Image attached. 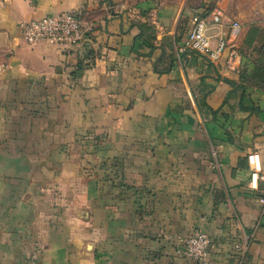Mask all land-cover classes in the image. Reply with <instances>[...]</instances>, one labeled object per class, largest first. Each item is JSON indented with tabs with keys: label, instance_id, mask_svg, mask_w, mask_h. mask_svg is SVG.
I'll use <instances>...</instances> for the list:
<instances>
[{
	"label": "crops",
	"instance_id": "obj_1",
	"mask_svg": "<svg viewBox=\"0 0 264 264\" xmlns=\"http://www.w3.org/2000/svg\"><path fill=\"white\" fill-rule=\"evenodd\" d=\"M216 12L213 46L250 57L264 0H0V264H198L175 252L200 233L215 264L238 243L264 264L247 162L264 158V89L230 51H176ZM63 13L84 42H23L21 23Z\"/></svg>",
	"mask_w": 264,
	"mask_h": 264
},
{
	"label": "built area",
	"instance_id": "obj_2",
	"mask_svg": "<svg viewBox=\"0 0 264 264\" xmlns=\"http://www.w3.org/2000/svg\"><path fill=\"white\" fill-rule=\"evenodd\" d=\"M208 13H193L192 27L188 35L181 41L176 51L179 54L192 52L204 58L212 65H217L225 53L230 51L233 61H240L239 49L235 40L218 37L213 46V38L210 33L221 26L222 15L219 12L212 14L209 22ZM243 26L239 22H231V32L241 31ZM22 40L29 46L41 43H51L58 46H71L84 42L88 29L76 13L51 14L42 19L21 23ZM264 150V148H263ZM250 171V190L258 195L259 204L264 211V158L258 150L247 155ZM212 240L208 234L200 233L186 239L182 247L176 250V255L195 261L198 264H215L210 257ZM234 255L230 264H245L247 247L238 243L234 247Z\"/></svg>",
	"mask_w": 264,
	"mask_h": 264
},
{
	"label": "trees",
	"instance_id": "obj_3",
	"mask_svg": "<svg viewBox=\"0 0 264 264\" xmlns=\"http://www.w3.org/2000/svg\"><path fill=\"white\" fill-rule=\"evenodd\" d=\"M245 49H252V55L247 57L244 50H239L241 66L247 71L241 72V81L244 84L264 89V30L251 27L244 41ZM194 54L192 52L184 54Z\"/></svg>",
	"mask_w": 264,
	"mask_h": 264
},
{
	"label": "rangeland",
	"instance_id": "obj_4",
	"mask_svg": "<svg viewBox=\"0 0 264 264\" xmlns=\"http://www.w3.org/2000/svg\"><path fill=\"white\" fill-rule=\"evenodd\" d=\"M239 22H240L241 24H243V25H244V24L247 25L246 22H251V21H245V22H243V21H239ZM234 34L236 35V34H237V31H235Z\"/></svg>",
	"mask_w": 264,
	"mask_h": 264
}]
</instances>
